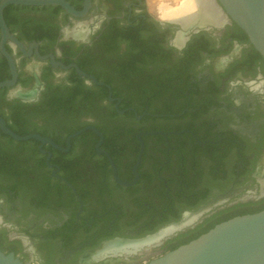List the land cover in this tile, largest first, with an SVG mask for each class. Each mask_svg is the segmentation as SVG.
I'll list each match as a JSON object with an SVG mask.
<instances>
[{"label": "flooded vegetation", "instance_id": "af4514ba", "mask_svg": "<svg viewBox=\"0 0 264 264\" xmlns=\"http://www.w3.org/2000/svg\"><path fill=\"white\" fill-rule=\"evenodd\" d=\"M66 1L85 9L86 0ZM212 2L220 22L203 24L197 6L187 25L146 0H90L83 17L5 8L22 47L5 44L18 78L0 89V117L52 143L0 128L4 254L23 264H144L264 211V58ZM87 127L102 138L87 129L69 145ZM113 246L127 247L104 254Z\"/></svg>", "mask_w": 264, "mask_h": 264}, {"label": "water", "instance_id": "95a60500", "mask_svg": "<svg viewBox=\"0 0 264 264\" xmlns=\"http://www.w3.org/2000/svg\"><path fill=\"white\" fill-rule=\"evenodd\" d=\"M232 20L247 34L254 48L264 58V0H219ZM10 5L20 6H60L67 13L75 17H83L90 7V0H86L85 9L78 12L66 0H2L0 2V52L9 62L11 79L0 82V89L14 88L17 84L18 73L12 56L7 52L5 44L12 41L22 45L10 33L4 19V10ZM54 61V60H53ZM64 69H68L61 63H55ZM80 75L88 76L76 65ZM96 84L101 85L95 77L88 76ZM16 95L25 98L27 95L22 90H16ZM0 128L6 135L17 141L35 139L42 143L50 142L37 134L20 136L11 131L5 120L0 117ZM87 129L96 131L93 127H87L70 136V140ZM98 133V131H96ZM101 138L102 135L98 133ZM0 264H23L13 254H4L0 250ZM144 264H264V211L259 213L235 217L223 222L198 239L177 248L149 263Z\"/></svg>", "mask_w": 264, "mask_h": 264}, {"label": "bare ground", "instance_id": "6f19581e", "mask_svg": "<svg viewBox=\"0 0 264 264\" xmlns=\"http://www.w3.org/2000/svg\"><path fill=\"white\" fill-rule=\"evenodd\" d=\"M197 6L202 9L200 19L202 20L203 24L207 22L218 23L221 21V13L215 7L212 0H181L176 7L172 6L173 8L165 3H162L159 6V10L161 16L164 19L182 17L184 25H187L190 22V19L192 18L191 13H193V11H196ZM126 247L127 246L109 247L105 250L104 254L107 252L117 253L125 251Z\"/></svg>", "mask_w": 264, "mask_h": 264}, {"label": "trees", "instance_id": "16d2710c", "mask_svg": "<svg viewBox=\"0 0 264 264\" xmlns=\"http://www.w3.org/2000/svg\"><path fill=\"white\" fill-rule=\"evenodd\" d=\"M12 7V6H11ZM28 8V7H27ZM35 8V7H34ZM7 10H8V8L5 10V18H6V13H7ZM7 20V19H6ZM8 22V21H7ZM0 66L1 67H3V68H5V72H3V73H0V82H2V81H4V80H6V78H10V75L8 74V72H7V74H6V68H7V65H6V60L5 59H3L2 61H0ZM7 70H8V68H7ZM18 135H20V136H26V135H28L29 133H27V132H20V133H17Z\"/></svg>", "mask_w": 264, "mask_h": 264}, {"label": "rangeland", "instance_id": "374dc122", "mask_svg": "<svg viewBox=\"0 0 264 264\" xmlns=\"http://www.w3.org/2000/svg\"><path fill=\"white\" fill-rule=\"evenodd\" d=\"M146 1H147L149 9L152 10L155 8V6H158V5L160 6L162 3H165L171 0H146Z\"/></svg>", "mask_w": 264, "mask_h": 264}]
</instances>
